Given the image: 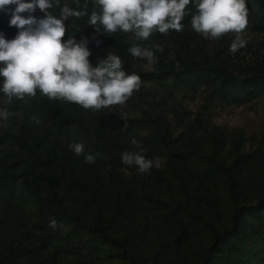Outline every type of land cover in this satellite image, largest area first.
Segmentation results:
<instances>
[{"label":"rangeland","instance_id":"obj_1","mask_svg":"<svg viewBox=\"0 0 264 264\" xmlns=\"http://www.w3.org/2000/svg\"><path fill=\"white\" fill-rule=\"evenodd\" d=\"M51 2L48 11L57 17L63 5L87 13L65 21L64 41L87 37L93 67L119 46L132 71L126 74L138 75L140 87L125 104L99 111L49 100L39 89L9 103L0 91V111L9 113L0 119V264H264V207L234 216L241 205L264 199L258 1L246 0V46L237 52L230 51L236 33L205 39L191 27L195 0L182 31H153L148 40L134 32L96 33L78 0ZM133 45L153 50L155 61L133 57ZM21 136L41 156L38 170L54 181L57 201L27 169ZM73 141L84 144V154L69 148ZM141 149L160 167L141 173L122 163L123 152ZM97 153L95 163H85ZM98 224L108 239L94 229ZM230 228L235 233L221 237Z\"/></svg>","mask_w":264,"mask_h":264},{"label":"clouds","instance_id":"obj_2","mask_svg":"<svg viewBox=\"0 0 264 264\" xmlns=\"http://www.w3.org/2000/svg\"><path fill=\"white\" fill-rule=\"evenodd\" d=\"M193 0H96L101 11H93L89 24L95 32L103 30L115 33L134 32L139 40H148L153 31L167 34L170 30L182 31L185 9ZM15 5L14 9L9 6ZM51 0H0V11L10 15V26L19 31L14 39H5L0 33V77L3 85L0 91L11 102L13 97L23 100L26 96L34 97L37 89L49 100H65L81 106L85 110L99 111L111 106L125 104L140 87V77L126 74L122 70V60L117 55L108 54L98 66L93 67L89 57L91 52L84 37L77 42L75 37L64 41L67 32L65 21L69 17L79 18L83 13L63 5L60 15H53L48 9ZM39 9L45 15L37 19L34 16ZM195 14L191 27L202 33L205 39L219 38L233 32L235 38L230 44V51L237 52L246 46L241 35L248 25L246 0H195ZM27 13L25 17L23 14ZM97 45L100 41L92 37ZM155 48L163 51L159 45ZM130 54L137 58L155 61L154 51L133 45ZM179 67V65H177ZM7 110L0 111V119L7 120ZM39 123V117L33 118ZM133 145L139 147L133 138ZM69 148L76 155L84 154L83 143L73 141ZM141 152L125 151L121 161L125 165H135L141 173H147L153 166L160 167L159 158L147 159ZM87 154L85 163H95L97 156ZM110 170V169H109ZM49 226L57 228L55 218Z\"/></svg>","mask_w":264,"mask_h":264},{"label":"trees","instance_id":"obj_3","mask_svg":"<svg viewBox=\"0 0 264 264\" xmlns=\"http://www.w3.org/2000/svg\"><path fill=\"white\" fill-rule=\"evenodd\" d=\"M258 1V3L260 4L261 8L264 10V1L262 0H256ZM27 2V0H26ZM78 2L84 6L89 12L90 14L93 11H96L97 13H99L101 11L100 6L96 3V0H78ZM16 6L15 5H11L9 6V9H14ZM10 15L8 14L7 11H2L0 13V33H3L4 36L6 34L11 35L14 32L15 27L10 26ZM99 25V24H98ZM101 28V32L105 35V36H109L110 38H114V35H118L120 34L121 30H117L115 33H109L103 30V26L99 25ZM116 55L119 56L122 60V65L123 68L122 70L125 71L126 73L132 72L128 66V64L125 62L124 60V54L123 51L121 50V48L119 46H116ZM209 66H195V69H206ZM208 69V68H207ZM223 90L225 92L228 91L227 88L223 87ZM228 95V94H227ZM21 144L22 147L24 149H28V154L26 155V157L29 159L27 160V169L29 170L30 174H32L33 176L40 178L41 180H43V182L46 184L47 186V190L49 193V196L51 197V199H53L54 201H57V192L55 190V183L54 181L46 176L44 173L40 172L39 169V165H41V156L37 153L34 152L32 147L29 146V144L26 142V140L23 138V136H21ZM264 207V199H261L259 201H257L254 204L251 205H241L240 207H238L235 210V214L234 216L237 217L238 215H240L243 212H250L254 209L257 208H262ZM70 218L74 221H76L75 217L70 216ZM94 229L98 232L99 236L103 239H108V236L106 234L105 228L102 224H98L94 227ZM227 233H235V229L234 228H230L228 230H225L224 232H222L221 237L225 236ZM131 260H134L133 257H130Z\"/></svg>","mask_w":264,"mask_h":264}]
</instances>
